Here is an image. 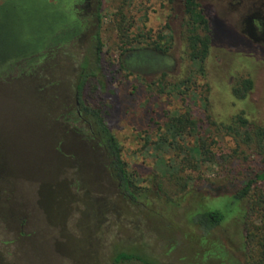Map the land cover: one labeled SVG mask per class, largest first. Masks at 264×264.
<instances>
[{
  "label": "rangeland",
  "instance_id": "1",
  "mask_svg": "<svg viewBox=\"0 0 264 264\" xmlns=\"http://www.w3.org/2000/svg\"><path fill=\"white\" fill-rule=\"evenodd\" d=\"M196 1L212 18L216 46L205 60L203 79H197L188 97L173 90L195 71L185 42L183 0H68L61 4L69 15L66 24L76 26L69 27L68 34L59 31L55 42L28 55L26 63L10 65V60L0 68L5 70L0 78V151L14 177V193L2 214L4 219L14 216L13 223L10 232L0 230V252L8 264H144L115 263L121 252L154 264H262L258 228L263 220L258 213L250 217L249 244L237 219L212 229L191 222L204 210L229 208L224 207L232 202L229 196L208 198L210 186L223 187L233 176L241 181L246 161L264 168L253 135L248 142L223 131L206 134L207 143L215 141L210 146L219 165L212 170L174 166L173 173L191 176L197 184L181 193L173 182L157 176L143 148L145 136L156 139L164 113L183 105L201 120L202 133L214 130L204 113L205 98L217 123L227 126L231 116L245 111L251 122L264 125V40L258 36L254 41L245 25L253 0ZM97 38L102 42L101 85L90 88L97 100L89 104L101 103L123 161L138 168V186L146 191L137 201L117 193L105 175L101 179L95 141L80 140L73 130L80 126L68 115L75 110L73 89L85 56L94 70L96 57L87 51L93 50ZM135 46L139 49L132 50ZM247 76L254 88L241 102L232 96L231 87ZM57 140L60 153L52 154ZM185 141L181 143L187 150L193 139ZM63 170L68 181L57 185L54 174ZM157 182H163V193ZM260 189L264 192V184Z\"/></svg>",
  "mask_w": 264,
  "mask_h": 264
},
{
  "label": "trees",
  "instance_id": "2",
  "mask_svg": "<svg viewBox=\"0 0 264 264\" xmlns=\"http://www.w3.org/2000/svg\"><path fill=\"white\" fill-rule=\"evenodd\" d=\"M61 4H66L68 0H58ZM171 2V0H168ZM42 3L43 0L36 1ZM10 3L20 5V0H11ZM183 15L184 22L186 25L185 42L188 50V59L195 68V71H191L189 79L175 85V90L178 96H190L193 94L192 87L196 86L198 78L204 77V63L208 57L210 48L216 46L213 41V30H212V18L208 13L204 11L202 6L196 2V0H183ZM49 21V20H47ZM62 21V20H61ZM65 21L63 25L52 26L50 30L44 28L42 37L46 38V44H50L51 39L57 35L59 31L66 32L69 27H75L76 24L69 25ZM39 35L28 34V39L36 41ZM172 38V37H171ZM125 46H130V43H124ZM95 47V52H94ZM93 50L90 51L91 55H95L96 63L94 70L88 68L87 56L84 57L83 63L80 65V71L76 75L75 85L73 89V100H74V111L68 113L69 118L79 124L80 128H73L78 133L80 140L85 143L92 139L95 141V154L101 167V179L105 175L106 180H109L110 186H115L114 189L117 193L124 195L127 194L132 198L133 201L138 199L145 194L146 189L138 186L139 182H142V178L139 175L138 168H129L121 157L120 148L115 140V137L111 134L105 124L104 112L102 110L101 103L90 105L91 101L97 100V96L92 97L90 88L94 87L98 90L101 81L98 78L101 70L100 65V54L102 49V42L99 38L96 40ZM132 50L139 49L138 46L131 47ZM260 50V47H257ZM23 58H18L12 61V64L16 62L26 63L27 61ZM8 65L6 69L10 66ZM5 70H0V78ZM165 74L160 76V80H164ZM254 88V81L249 76L241 77L236 86L231 87L232 96L238 101H245L250 95ZM209 89L206 87L205 94ZM204 113L206 118L210 122L209 126L213 127L214 130L207 129L204 133L201 132V126L203 123L194 117L192 109L188 105H183L181 110L178 111H167L164 113V122L158 129L156 139L151 140L150 137L145 136L143 148L150 154V158L153 159L155 164V172L161 179H167L166 181L173 182L175 189L178 193H181L187 189H196L195 179L191 176H181L174 169L176 165L186 166L185 168L192 170L200 166H206V168L212 170L214 166H218L219 162L216 159L214 153H212L211 144L215 141L210 139V143H207L206 134L213 135L219 132L233 133L235 136L246 141L251 142L253 135L255 148L260 151L261 155H264V125L256 124L250 121L246 117L245 111H240L237 114L231 116L230 121H226L224 124L221 121L217 123L215 115L210 113L208 110L210 106L209 98H205ZM78 104V107L76 106ZM79 113V116L77 115ZM67 113V112H66ZM84 118V119H83ZM223 124V125H222ZM186 139H193L191 146L187 150L184 148V143L187 144ZM59 140L56 141L54 151L52 154L60 153ZM6 155L0 151V230L4 232H10L9 226L13 223L14 216L9 215L6 219L2 217L3 211H7L9 205L7 198L14 193L11 184L14 177H11L12 173L8 167L5 166ZM165 156L169 158L165 160ZM264 164V162L262 161ZM246 169L241 174V181H238L235 176L232 178V182L228 183L223 187H209L208 198H219L222 196H229L232 202L226 204L228 206L225 212L216 210H204L196 218L191 219V222L198 226L200 229H212L222 224L224 221L236 220L241 223V230L243 234L244 243L249 244L253 242V232L250 226V217L253 213H258L262 218V225L260 228V238L258 244L264 245V192L260 189V185L264 184V168H258L251 164L250 161L244 162L243 168ZM77 170L73 172L76 173ZM182 170L180 173H183ZM160 174V175H159ZM68 174L63 171H57L54 174L55 183L58 185L65 184L68 181ZM157 178V177H156ZM100 179V180H101ZM144 182V181H143ZM157 190L163 193V182H157ZM7 186V187H6ZM76 187H74L75 189ZM72 189V191H74ZM80 189V187H79ZM82 190V189H81ZM223 195H222V194ZM204 198V197H203ZM237 215L232 217V215ZM26 216V215H25ZM24 217V216H22ZM21 217V218H22ZM20 218V226H21ZM235 221V222H236ZM19 226V228H20ZM17 235H21L20 229ZM23 235V234H22ZM247 259L251 260L248 255ZM138 260L144 264H154L146 260H142L128 253H118L115 257L114 262L120 263L123 261ZM264 258L262 259V264ZM0 264H8L5 261L4 256L0 252ZM250 264H253L252 261ZM261 264V262H259Z\"/></svg>",
  "mask_w": 264,
  "mask_h": 264
},
{
  "label": "flooded vegetation",
  "instance_id": "3",
  "mask_svg": "<svg viewBox=\"0 0 264 264\" xmlns=\"http://www.w3.org/2000/svg\"><path fill=\"white\" fill-rule=\"evenodd\" d=\"M29 1H31L30 3L32 8H29V10L32 9L31 12H29L27 8L24 9L25 12L28 11L29 28L32 26L30 24L34 22V18L40 21L41 26L45 24V22L49 19L52 23H55L53 26L63 25V23L65 21H68L69 19V15L66 14L65 10H63L60 1L57 5H48L46 4L45 0H43L41 4L36 2L38 0ZM10 2L11 0H6L3 5H0V17H2L3 15L10 16L14 20L13 23L16 25L15 29L18 28L17 32L19 34V36L17 37L18 45L17 49H14L13 51H11L12 49L10 50L9 48L7 50H0V68L4 67L10 60L12 63V61H15L18 58H27L28 55L35 54L48 45L46 44V38L42 37L44 32L42 30H40V32L42 31V35H40L38 39H35L36 41L30 40L28 39V37H26L28 34L26 35L25 32H28V26L26 29V26L23 23L24 14L22 13H24V10H22V7H20V5ZM251 4L252 5L249 11V16L245 20V25L248 29V35L252 37L254 41L255 39L256 41L264 40V0H253ZM61 34H68V32H62ZM258 36H261V39L257 40L256 37ZM56 40L57 37H53L51 39V42L53 43ZM76 106L78 107L77 103ZM77 115L78 117H80L78 112Z\"/></svg>",
  "mask_w": 264,
  "mask_h": 264
},
{
  "label": "water",
  "instance_id": "4",
  "mask_svg": "<svg viewBox=\"0 0 264 264\" xmlns=\"http://www.w3.org/2000/svg\"><path fill=\"white\" fill-rule=\"evenodd\" d=\"M21 4L20 7H22V10H24L25 8L28 9L29 12H31V10H29V8L31 7V1L29 0H20ZM28 11L25 12L24 10V17H23V23L26 26H28ZM22 12V11H21ZM0 50H7L8 48L13 51L14 49H17V37L19 36L17 29H15V24L13 23V19L10 16H5L3 15L2 17H0ZM55 23L51 22V20L49 19V21H46L45 24H43L41 26L40 21H38V19L34 18V22H32L30 25H32L30 28L28 26V32H32V33H28L27 31L25 32V34H30L32 35H39L38 38L40 37V35H42V31H44L46 28V30H50V28L54 25ZM40 30H42L40 32ZM28 36V35H27ZM26 36V37H27ZM37 38V39H38Z\"/></svg>",
  "mask_w": 264,
  "mask_h": 264
}]
</instances>
